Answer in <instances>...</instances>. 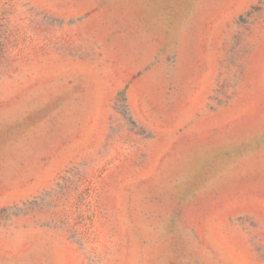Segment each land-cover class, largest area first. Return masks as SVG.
<instances>
[{
  "label": "rangeland",
  "instance_id": "1",
  "mask_svg": "<svg viewBox=\"0 0 264 264\" xmlns=\"http://www.w3.org/2000/svg\"><path fill=\"white\" fill-rule=\"evenodd\" d=\"M0 264H264V0H0Z\"/></svg>",
  "mask_w": 264,
  "mask_h": 264
}]
</instances>
